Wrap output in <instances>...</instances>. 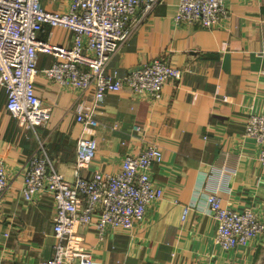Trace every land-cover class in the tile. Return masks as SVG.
Listing matches in <instances>:
<instances>
[{"label":"crops","instance_id":"0c3cea01","mask_svg":"<svg viewBox=\"0 0 264 264\" xmlns=\"http://www.w3.org/2000/svg\"><path fill=\"white\" fill-rule=\"evenodd\" d=\"M40 2L46 10L67 9L66 0ZM176 3H158L107 66L115 78L153 58L183 68L180 79L168 81L157 99L128 87L107 92L95 113L98 124L82 131L76 114L88 108L91 94L59 87L38 74L35 92L54 104V112L33 130L21 128L7 113L0 86V159L11 178L0 196V264H42L56 241L52 203L26 200L19 188L38 139L69 181L95 169H114L125 153L148 141L162 148V160L152 163L150 175L164 195L149 203L142 223L103 241L92 227H80L93 264H255L261 241L228 251L214 244L215 221L207 213L205 194L215 192L237 209L257 204L264 216V165L256 145L242 134L246 115L264 113V0H227L228 12L213 29L175 22ZM38 37L71 43V31L48 24ZM54 59L39 52L37 68ZM91 135L97 142L95 158L90 169H78L76 141ZM183 205L190 209L181 220Z\"/></svg>","mask_w":264,"mask_h":264},{"label":"built area","instance_id":"2783aa9c","mask_svg":"<svg viewBox=\"0 0 264 264\" xmlns=\"http://www.w3.org/2000/svg\"><path fill=\"white\" fill-rule=\"evenodd\" d=\"M66 1V10H46L40 0H0V86L5 89L7 113L21 128L36 130L46 125L54 112V104L35 92L38 74L59 87L91 94L88 108L76 114L82 131L98 124L95 113L107 92L128 87L157 99L168 81L182 76L183 68L163 58L131 67L116 78L107 70L119 46L162 0ZM227 12V0H177L173 20L213 29ZM43 24L71 31V43L40 39ZM39 52L55 59L39 69ZM242 134L256 145L257 159L264 165V113L246 115ZM96 150L92 135L78 137L75 166L90 169ZM161 160V146L148 141L139 151L125 153L114 169H95L69 181L53 166L45 143L38 139L37 149L26 159L19 188L26 200L47 199L54 209L52 232L56 241L42 264H93L91 248L79 233L81 226L92 227L97 240L103 241L114 231L130 232L142 223L149 203L164 195L150 175L152 163ZM9 187L11 178L0 159V196ZM205 204L215 221L214 244L221 251L264 239L262 206L237 209L224 204L215 192L205 194ZM189 209L183 205L182 220Z\"/></svg>","mask_w":264,"mask_h":264},{"label":"rangeland","instance_id":"374dc122","mask_svg":"<svg viewBox=\"0 0 264 264\" xmlns=\"http://www.w3.org/2000/svg\"><path fill=\"white\" fill-rule=\"evenodd\" d=\"M258 241H261L262 244L264 243V239H258ZM255 264H264V245L260 251L259 257L255 260Z\"/></svg>","mask_w":264,"mask_h":264}]
</instances>
